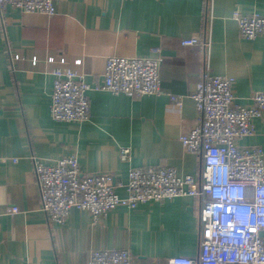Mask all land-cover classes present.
Segmentation results:
<instances>
[{"label":"crops","instance_id":"1","mask_svg":"<svg viewBox=\"0 0 264 264\" xmlns=\"http://www.w3.org/2000/svg\"><path fill=\"white\" fill-rule=\"evenodd\" d=\"M235 12L264 15V0H214L208 10L206 0H61L50 18L7 7L0 20V264H89L93 251L112 249H128L136 261L198 254L197 199L119 206L96 226L74 209L64 225L54 224L34 163L75 156L83 174L113 172L125 182L131 168L144 166L199 177L201 161L180 138L196 123L191 94L203 74L231 79L243 106L264 89V36L242 38ZM187 38L206 45L183 46ZM112 56L159 58L162 93L90 90L88 121H54V72L72 70L100 84ZM253 124L255 134L238 143L264 151V114ZM121 148L131 149L130 161L121 160Z\"/></svg>","mask_w":264,"mask_h":264},{"label":"built area","instance_id":"2","mask_svg":"<svg viewBox=\"0 0 264 264\" xmlns=\"http://www.w3.org/2000/svg\"><path fill=\"white\" fill-rule=\"evenodd\" d=\"M59 1L0 0V20L8 6L50 18ZM213 2L206 0L207 10ZM234 19L242 38L264 36V15L235 12ZM182 45L205 47L206 41L187 38ZM36 62L34 58L33 64ZM160 66L159 58L112 56L106 61L102 82L95 85L87 84L72 70H56L51 117L56 122L88 121L90 90L135 98L159 95ZM191 98L196 105V123L180 140L183 148L201 161L197 178L181 177L170 166H144L131 168L125 182L113 172L83 174L75 156L52 165L35 161L43 211L54 224L64 225L74 209L86 212L96 226L119 206L136 209L141 204L181 197L199 201L200 248L196 256L136 261L128 249L95 250L89 264H264V151L260 146L238 143L255 134L253 121L264 114V89L252 95V105L243 106L237 103L231 79L205 72ZM171 100L181 106L180 97ZM120 156L122 161H130L131 149L121 148ZM119 189L126 191L125 197L119 195ZM16 212L18 208L10 210Z\"/></svg>","mask_w":264,"mask_h":264}]
</instances>
